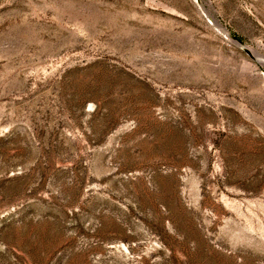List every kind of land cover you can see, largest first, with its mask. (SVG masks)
Instances as JSON below:
<instances>
[{
    "label": "rangeland",
    "instance_id": "374dc122",
    "mask_svg": "<svg viewBox=\"0 0 264 264\" xmlns=\"http://www.w3.org/2000/svg\"><path fill=\"white\" fill-rule=\"evenodd\" d=\"M0 264H264V0H0Z\"/></svg>",
    "mask_w": 264,
    "mask_h": 264
},
{
    "label": "bare ground",
    "instance_id": "6f19581e",
    "mask_svg": "<svg viewBox=\"0 0 264 264\" xmlns=\"http://www.w3.org/2000/svg\"><path fill=\"white\" fill-rule=\"evenodd\" d=\"M213 22H214V21H213ZM214 23H216V22H214ZM254 54H256L255 51H254ZM257 54H258V53H257ZM257 56H258V55H257Z\"/></svg>",
    "mask_w": 264,
    "mask_h": 264
}]
</instances>
